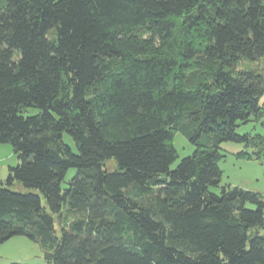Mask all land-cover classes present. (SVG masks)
Masks as SVG:
<instances>
[{"label":"trees","instance_id":"trees-1","mask_svg":"<svg viewBox=\"0 0 264 264\" xmlns=\"http://www.w3.org/2000/svg\"><path fill=\"white\" fill-rule=\"evenodd\" d=\"M263 94L264 0H0V144L28 189L0 186V244L26 237L48 264H264V195L218 167L222 142L264 155L235 133ZM176 132L195 149L170 169Z\"/></svg>","mask_w":264,"mask_h":264},{"label":"rangeland","instance_id":"rangeland-1","mask_svg":"<svg viewBox=\"0 0 264 264\" xmlns=\"http://www.w3.org/2000/svg\"><path fill=\"white\" fill-rule=\"evenodd\" d=\"M242 65L238 66V69ZM259 105L264 106V94L259 99ZM37 113V109L28 108L24 115H32ZM237 135L243 134H260L264 135V119L254 121L252 118L245 124H239L235 129ZM63 140L68 144L73 152H76L75 145L71 138L65 133ZM172 144L176 150L177 157L170 165V169H174L181 159L192 154L195 147L180 132H176L173 137ZM220 154L223 157L218 161V167L221 170V184H229L244 189L256 191L264 195V155L257 158L241 157V151H252L251 148L240 143L222 142L220 144ZM18 159L9 144H0V186L11 189L15 192H27L16 181L12 185H8L6 180L9 168L15 167ZM113 162H107V167L112 168ZM75 170L69 169L65 175L62 187L74 176ZM33 191V190H30ZM216 192L217 189H214ZM48 264L44 261L41 249L34 241L23 237L15 236L0 244V264Z\"/></svg>","mask_w":264,"mask_h":264}]
</instances>
